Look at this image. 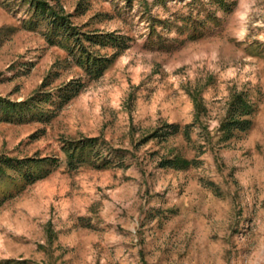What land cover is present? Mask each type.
<instances>
[{
  "label": "rangeland",
  "instance_id": "obj_1",
  "mask_svg": "<svg viewBox=\"0 0 264 264\" xmlns=\"http://www.w3.org/2000/svg\"><path fill=\"white\" fill-rule=\"evenodd\" d=\"M224 1L48 0L87 36L129 38L92 78L0 0V157L55 161L0 183V264H264V0ZM240 93L251 127L222 141ZM169 124L190 140L149 139ZM90 138L69 166L64 145ZM175 158L195 164L161 166Z\"/></svg>",
  "mask_w": 264,
  "mask_h": 264
},
{
  "label": "trees",
  "instance_id": "obj_2",
  "mask_svg": "<svg viewBox=\"0 0 264 264\" xmlns=\"http://www.w3.org/2000/svg\"><path fill=\"white\" fill-rule=\"evenodd\" d=\"M24 4L27 5V12L29 18L26 21L28 28L34 29L36 27L43 26L45 28V39L50 45H56L67 51V54L76 59L78 65L90 73L92 78H98L102 75L103 71L108 67L112 60L118 56L123 50L128 48L129 38L121 35L114 34H100L87 36L79 32L75 27L72 26L71 22L66 16H63L60 11L56 10L55 6H52L48 0H19L17 6L21 7ZM215 4L223 9L229 11L231 4L226 3L224 0H215ZM9 6V5H7ZM207 19L209 16L206 15ZM83 42H88L92 45H98L102 49L110 48L115 52L109 57H98L92 52L88 51ZM80 85L73 86L68 85L64 91L66 95H73L79 89ZM69 96L65 97L68 99ZM0 105L11 106L7 102L0 101ZM20 105L16 104L14 107ZM253 107L245 99L243 94H236L231 99L226 117L221 122L218 131L222 134L221 140L227 141L233 137L235 132H246L251 127L250 116L253 114ZM189 126L180 128L177 124H169L160 128L156 133L150 136L149 139H158L159 141H165L169 137L182 135L186 141L190 140L188 131ZM99 143L98 138L86 139L79 144H65L62 148V152L68 159V165L73 166L75 162L85 160L83 155L85 150L96 151V145ZM77 152L79 154H77ZM82 153V154H81ZM81 154V155H80ZM96 158H100L98 154ZM104 163H110L109 158ZM49 163L51 160L45 158L42 160H16L11 158L0 157V183L5 179L12 177L13 179L21 177L23 180L32 183L35 180L41 178L40 174H32L31 165L33 163ZM80 162V163H81ZM51 162V164H54ZM195 164V161H187L181 158H175L173 160H165L161 164L162 167L183 169L190 165ZM115 166H122V164H116ZM41 166H36V171L40 170Z\"/></svg>",
  "mask_w": 264,
  "mask_h": 264
}]
</instances>
